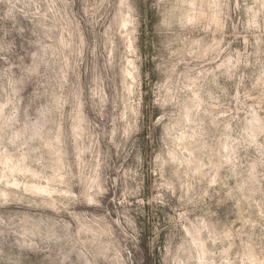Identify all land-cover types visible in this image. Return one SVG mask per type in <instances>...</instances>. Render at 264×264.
<instances>
[{"label": "clouds", "instance_id": "obj_1", "mask_svg": "<svg viewBox=\"0 0 264 264\" xmlns=\"http://www.w3.org/2000/svg\"><path fill=\"white\" fill-rule=\"evenodd\" d=\"M0 264H264V0H0Z\"/></svg>", "mask_w": 264, "mask_h": 264}]
</instances>
